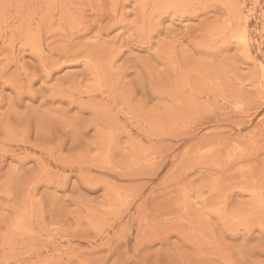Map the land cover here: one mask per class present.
I'll list each match as a JSON object with an SVG mask.
<instances>
[{
  "label": "rangeland",
  "instance_id": "rangeland-1",
  "mask_svg": "<svg viewBox=\"0 0 264 264\" xmlns=\"http://www.w3.org/2000/svg\"><path fill=\"white\" fill-rule=\"evenodd\" d=\"M262 133L264 0H0V264H264Z\"/></svg>",
  "mask_w": 264,
  "mask_h": 264
},
{
  "label": "bare ground",
  "instance_id": "bare-ground-1",
  "mask_svg": "<svg viewBox=\"0 0 264 264\" xmlns=\"http://www.w3.org/2000/svg\"><path fill=\"white\" fill-rule=\"evenodd\" d=\"M232 5V4H231ZM233 101V100H232ZM264 133H262V135H263Z\"/></svg>",
  "mask_w": 264,
  "mask_h": 264
}]
</instances>
